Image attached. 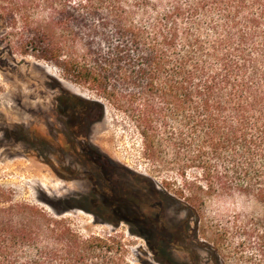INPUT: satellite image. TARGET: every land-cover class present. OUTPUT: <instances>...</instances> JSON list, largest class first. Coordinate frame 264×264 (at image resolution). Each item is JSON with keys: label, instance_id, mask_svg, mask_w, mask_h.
Wrapping results in <instances>:
<instances>
[{"label": "trees", "instance_id": "trees-1", "mask_svg": "<svg viewBox=\"0 0 264 264\" xmlns=\"http://www.w3.org/2000/svg\"><path fill=\"white\" fill-rule=\"evenodd\" d=\"M20 2L0 0V18L30 34L36 56L125 112L144 155L178 169L187 200L256 203L263 217L240 245L254 243L264 257V0ZM82 102L62 89L57 111L80 118ZM82 150L88 160L102 155ZM6 194L0 187V264H139L122 234L84 233L71 218ZM164 225L151 221L150 231L157 252L173 259Z\"/></svg>", "mask_w": 264, "mask_h": 264}, {"label": "rangeland", "instance_id": "rangeland-1", "mask_svg": "<svg viewBox=\"0 0 264 264\" xmlns=\"http://www.w3.org/2000/svg\"><path fill=\"white\" fill-rule=\"evenodd\" d=\"M28 36L0 18V187L6 195L69 217L84 233L122 234L128 257L139 264H264L256 244L240 245L263 217L256 203L242 197L187 200L178 169L144 155L141 135L126 113L73 81L55 61L36 56L26 45ZM62 89L82 99L85 116L68 119L57 111ZM86 100L99 103L89 106ZM57 137L64 144L75 139L93 145L102 155L80 162L77 153L54 147ZM104 174L161 211L173 259L157 252L149 226L134 230L89 196L93 177Z\"/></svg>", "mask_w": 264, "mask_h": 264}, {"label": "flooded vegetation", "instance_id": "flooded-vegetation-1", "mask_svg": "<svg viewBox=\"0 0 264 264\" xmlns=\"http://www.w3.org/2000/svg\"><path fill=\"white\" fill-rule=\"evenodd\" d=\"M67 143L68 148L66 150L74 155L77 153L80 157L79 161L85 162V160H82V158H85V152L82 150L85 146L75 141L68 140ZM104 173L106 172L104 171ZM89 196L94 199L97 198L101 207L108 210L109 214L118 216L120 221L127 222L137 231L142 230L143 227H150L151 221L154 222L162 218L161 211L159 209L154 210V203L142 200L138 192L122 186L121 183L115 180L113 175L104 174L93 177ZM150 206L152 207L150 208ZM87 209H91L96 213L92 207H87ZM170 242H165L168 247Z\"/></svg>", "mask_w": 264, "mask_h": 264}]
</instances>
